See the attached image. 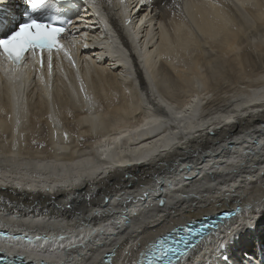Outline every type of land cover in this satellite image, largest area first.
Returning a JSON list of instances; mask_svg holds the SVG:
<instances>
[{"label":"bare ground","instance_id":"bare-ground-1","mask_svg":"<svg viewBox=\"0 0 264 264\" xmlns=\"http://www.w3.org/2000/svg\"><path fill=\"white\" fill-rule=\"evenodd\" d=\"M255 1L263 3L261 10H254L258 23L255 31L246 34L232 30V17L244 13L246 18L245 10L253 14L248 6ZM85 3L95 15V6L90 0ZM137 3L118 2L115 12L119 19L142 16L151 31L155 22L159 27L164 25L160 31L155 28L156 36L141 26L127 28L138 65L118 44L113 31L107 29L105 33L102 26H94L95 19L80 17L78 27L72 24L74 46L67 49L75 65L61 51L55 53L57 61L51 76L36 66L39 81L51 80L57 87L53 107L70 112L66 129L61 126L59 110L58 114H49L46 97L51 99L50 90L36 84L33 111L24 113L16 107V98L21 103L22 93L13 91L9 96V90L27 83L18 85L19 81H10L0 72L4 112L0 133L7 138L0 143V225L24 226L32 231L38 228L37 235L44 230L66 231L58 247L63 256L56 257L55 264H88L94 256L101 260L102 252L113 254V264H134L149 242L167 230L240 207V216L224 220L184 260L186 264H223L226 255L228 264H261L264 73L257 77L251 91L236 97L229 109L221 110L219 107L226 103L212 97L203 72L206 63L193 64L187 57L195 46L203 47L199 36L208 41L212 53L232 57L234 65L240 64L239 51L246 43L264 50V37H258L264 35V0H157L152 14L142 9L125 15L130 5ZM16 9L19 14L21 8ZM166 31L173 36L165 35ZM145 39L152 43L146 45ZM222 39L227 41L224 47L218 44ZM115 44L117 51L110 50ZM250 48L244 52L245 57L250 55ZM179 57L183 60L176 64ZM174 91L192 94L187 93V99L180 101L181 95ZM138 113L141 117L134 120ZM153 120L166 123L154 124ZM111 121L120 122L121 129L112 130ZM187 121L191 123L185 126ZM232 121L236 123L228 129L218 130ZM13 133L17 135L12 137ZM33 133L44 139L48 155L38 152V146L30 147ZM86 135L94 139L80 147L79 139ZM170 136L178 142L162 150ZM128 146L130 150L125 149ZM9 161L16 166H9ZM84 163H89L90 174ZM64 172L69 176L60 178ZM169 179L173 184H168ZM160 180L163 182L157 183ZM145 191L149 193L147 198ZM161 200L163 206L159 205ZM229 244L239 251L232 252ZM6 248L17 252L32 249L19 243ZM48 257H52L49 251L42 259L52 264Z\"/></svg>","mask_w":264,"mask_h":264},{"label":"snow or ice","instance_id":"snow-or-ice-1","mask_svg":"<svg viewBox=\"0 0 264 264\" xmlns=\"http://www.w3.org/2000/svg\"><path fill=\"white\" fill-rule=\"evenodd\" d=\"M140 2L143 4L144 0H140ZM44 3L45 0H29L32 11L38 10ZM140 22L143 23V20ZM128 23H131V21H128ZM160 27L163 29L164 25ZM66 31L65 26H58L52 22H45L32 16H27L26 21L18 23L15 29L9 28L7 32L0 33V72H3L10 81L23 80L28 76L26 69L31 68L35 71L37 65L43 69L46 63L48 74L51 75L53 53L59 54L62 50H64V55L67 56L74 66L75 61L67 49L73 47L75 42L68 41L67 45L62 43V41L67 39L63 35ZM177 35L179 37V32ZM45 52L47 53L46 57ZM19 106L20 98L17 97V109ZM8 119L11 120V117L9 116ZM147 123L149 122H146V125ZM151 123L163 125L166 122L163 120H153ZM17 124H19V119H17ZM136 131L139 132L140 129ZM65 138H67L66 133ZM177 142L175 137L170 136L162 146V150H167ZM161 175L162 177L164 176V174ZM162 182L163 180L157 181V183ZM167 182L169 185L173 184V181L170 179ZM148 195L149 193L145 191L144 197L147 198ZM161 204L163 205L164 201H161ZM232 215L231 212L224 213L220 219L228 220ZM177 231L184 233L180 237L179 243L173 241L171 245L165 247L166 240L164 238L159 239L152 244L150 251L147 252L146 261H141L140 264H186L184 258L188 256L189 249L197 247L194 240L196 237L204 235L205 228L177 229ZM221 246L223 247V245ZM142 255L144 254L142 253ZM223 264H228V257L226 255L223 256Z\"/></svg>","mask_w":264,"mask_h":264},{"label":"rangeland","instance_id":"rangeland-1","mask_svg":"<svg viewBox=\"0 0 264 264\" xmlns=\"http://www.w3.org/2000/svg\"><path fill=\"white\" fill-rule=\"evenodd\" d=\"M260 3H261V1L260 2L255 1L254 3L252 2L248 6L249 11L254 12L253 13L254 15L251 14L250 12H248V10H245L247 13L246 18L242 16V15H244V13H238V14L236 13L237 14L236 15L235 12H233L235 15H234V17H232V23H231L232 30L236 31V29H237V31H240V32L242 31V32H245L246 34L255 31V29L257 28V25H258L257 20H255L256 19L255 18V15H256L255 11H259V10H261L260 8L263 7L262 6L263 3H261V4ZM259 6H260V8H259ZM253 16H254V18H253ZM247 19H248V21H247ZM150 20H148V21H150ZM154 24L155 23H153V26H155ZM147 26H148L147 21L143 20L141 28L144 31H146L151 27V26H149V28H147ZM158 27H159V25H158ZM85 28L90 29V27H88V26H86ZM85 28L83 29V32L86 30ZM155 28L153 27L152 31L150 30L151 29L150 28L148 31H150V34L154 33V35L156 36L158 31ZM160 29L161 28L159 27V31H160ZM191 30L195 33V31L193 29H191ZM89 31H91V30H88L87 33H89ZM142 33H144V32L141 31L140 35H142ZM84 35L87 36V34H84ZM171 35L173 36V34H171ZM260 36H261V34H260ZM260 36H258V37L259 38L264 37V35L261 37ZM198 39L201 41V46H203V47L199 46L198 48H196V46H195L193 48V53L191 54L190 57H187V58L192 59L193 64L197 61L202 62V63H206V65H204L203 72L205 73V75L207 77L208 88L210 90L212 89V91H213L212 97H214L215 99H217V97H218L217 102L220 101L222 104L226 103V105L224 107H219V108L221 110H227L230 108L232 101H235L236 97H237L236 99H238V97L240 98L241 96H243L245 94V91L246 92L251 91L253 89V87L257 84V77L259 75H261V73L262 74L264 73V50L252 48L254 46L251 45V43H252L251 41H250L251 43H246L245 45H243L240 48V51H239L238 61L240 62V64L238 63L239 65H234L230 62L233 60L232 57L226 56V57L221 58L220 56L216 55L215 51H214V53H212L213 50L208 45V43H206V42H208L206 39L201 38L200 36L198 37ZM225 40L226 39H224V40L222 39V41L218 40L219 46H222V47L226 46L225 44H227V41H225ZM260 40L261 39H258V41H260ZM146 41H147L146 45H148V42H151L152 40L149 41L148 39H145V42ZM151 43H149L150 46L153 45L152 48H154L155 45L151 44ZM144 47H146V46H144ZM246 47H247V51H245ZM248 47H251L252 49L250 48V50H251L249 53L250 55H247L248 57L247 56L245 57L244 52H245V54L248 52V50H249ZM242 56H243V59H242ZM200 57H201V60H200ZM180 59H181V57L176 59L177 60L176 64L179 63L178 60H180ZM182 60L183 59H181L180 62H182ZM195 84H196V82H195ZM171 85L174 87H177L176 83H174V85L172 83ZM195 87H196V85H195ZM174 93H176L178 97L181 95V97L179 99L180 101L186 100L187 96L192 94V92L191 93L187 92L188 95L186 96L187 93L181 94L178 91H174ZM234 93H235V96H234ZM230 95L231 96L233 95V96L231 97ZM66 110H59L60 113L58 111L59 117H60L59 119H60V122L63 126L67 125L70 121L69 118H71L70 112L68 110L66 112ZM139 113L134 118V120H137L141 117V116H138V115H140ZM208 114H209V112L206 114L204 113L203 116L208 115ZM61 117H63V118H61ZM129 121H131V120H129ZM124 122L127 123V121H124ZM132 122H134V121L132 120ZM111 124H113L111 127L112 130L121 129L120 128V126H121L120 122L111 121ZM23 135H26V134H23ZM32 135L33 136L31 137L30 140L32 142V139H33L34 142H32L33 144H31V142L29 141L30 147L34 146V148H35V146H38V150H39L38 152H41L43 155H48L49 150L47 149V145L45 144L44 139L41 138L40 136H38V134H36L34 136V133H33ZM86 136L79 139L80 147L87 145V143L89 142L90 139H94V137H91L90 135H86ZM0 139H1L0 140L1 144L5 143L4 137H0ZM2 140H4V141L2 142ZM41 141H43V142L41 143ZM29 145H28V142H26V146H29ZM80 147L78 148V150H80ZM125 149L130 150L131 148L128 146ZM0 168H3V167L0 166ZM120 180H122V179L120 178ZM252 229H253V227L250 228V230H252Z\"/></svg>","mask_w":264,"mask_h":264},{"label":"water","instance_id":"water-1","mask_svg":"<svg viewBox=\"0 0 264 264\" xmlns=\"http://www.w3.org/2000/svg\"><path fill=\"white\" fill-rule=\"evenodd\" d=\"M116 49V50H115ZM117 45L115 44V46L114 47H110V50H113V51H117ZM144 87V86H143ZM149 87H150V83H149ZM155 104H158L156 101H153ZM173 112V111H171V110H168L167 109V112ZM199 111H200V109H199ZM17 115H18V113H17ZM18 116H16V118H17ZM190 123L191 122H185V126H188V125H190ZM158 132H156V133H153V134H157ZM212 134V133H211ZM168 140V139H167ZM167 142V141H166ZM148 158V157H147ZM13 163H12V161H9V166H11ZM13 166H16L15 164H13ZM89 167H90V165H89V163L87 164V163H84V169L85 170H87V172H88V174H90V171H89ZM24 169V168H23ZM24 170H27V169H24ZM35 172V171H34ZM69 176V174L68 173H62L61 175H60V178H65V177H68ZM91 176V175H90ZM161 201H164V200H161ZM161 201L159 202L160 203V206H163L162 204H161Z\"/></svg>","mask_w":264,"mask_h":264}]
</instances>
